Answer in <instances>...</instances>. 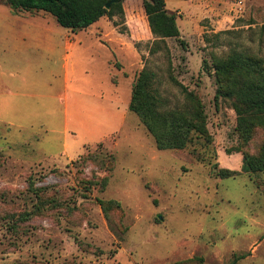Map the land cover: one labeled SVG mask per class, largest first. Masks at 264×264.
<instances>
[{
  "label": "rangeland",
  "instance_id": "374dc122",
  "mask_svg": "<svg viewBox=\"0 0 264 264\" xmlns=\"http://www.w3.org/2000/svg\"><path fill=\"white\" fill-rule=\"evenodd\" d=\"M229 2L236 6L218 21L191 22L189 34L165 39L168 53L154 56L151 36L131 39V31H144L132 18L120 24L119 16L104 17L81 35L49 14L13 13L0 2V264H264V172L241 173L235 113L228 101L215 102L207 72L211 58L230 48L264 59V6ZM75 34L78 44L67 51L64 41ZM105 34L116 44L103 45ZM145 65L168 106L183 101L169 69L197 93L210 143L200 138L184 150H157L128 111ZM89 95L103 101L91 104ZM67 112L77 137L98 121V140L82 148L68 139L63 153ZM263 140L257 131L249 152ZM103 156L113 159L108 171ZM215 163L239 174L221 179L212 173ZM87 181L96 185L86 190ZM30 185L46 188L60 206L36 211ZM99 200L119 206L105 216Z\"/></svg>",
  "mask_w": 264,
  "mask_h": 264
},
{
  "label": "trees",
  "instance_id": "16d2710c",
  "mask_svg": "<svg viewBox=\"0 0 264 264\" xmlns=\"http://www.w3.org/2000/svg\"><path fill=\"white\" fill-rule=\"evenodd\" d=\"M110 1L0 0L9 6L13 13L22 11L49 14L58 26L72 33L85 30L104 17L112 20L114 16H119L120 24L132 18L140 23L145 31L140 34L141 30L138 29V34L134 35L136 39H144L146 34L155 37L149 48L150 56L158 54L161 49L168 53L165 39L180 37L176 25L177 15L166 10L164 0H117L107 10L105 6ZM221 34L215 36L218 38ZM179 42L184 46L182 40ZM168 72L170 81L181 89L182 102L168 106L159 93L160 82L155 72L145 65L132 85L128 110L137 116L153 137L157 150H184L193 139L200 138L210 143L202 101L197 93L189 91L172 77L171 69ZM207 72L215 80V102L220 99L228 101L235 113L234 132L237 144L234 150L242 154L241 173L264 172V140L255 153L248 150L256 132L262 131L264 134V59L245 50L230 48L223 55L211 58ZM102 163L101 169L107 168L108 171L112 168L113 159L103 156ZM211 170L221 179L239 174L220 169L216 163L211 166ZM107 180V176L101 179L99 184L102 189L105 188ZM87 182L86 190L96 185L93 181ZM30 186L39 202L36 211L46 206H60L59 201L46 194V188L34 189ZM98 202L105 216L111 206H119L114 201Z\"/></svg>",
  "mask_w": 264,
  "mask_h": 264
},
{
  "label": "crops",
  "instance_id": "0c3cea01",
  "mask_svg": "<svg viewBox=\"0 0 264 264\" xmlns=\"http://www.w3.org/2000/svg\"><path fill=\"white\" fill-rule=\"evenodd\" d=\"M165 1V8L168 12L170 13H175L177 15L176 18V25L177 28L179 30V34L180 36H186L184 33L189 34V32L191 31H187L189 26H191V22L193 24H195L198 20V22L202 19H206L208 18L210 21H218L219 18V13L224 12L225 8L227 9L228 6H230V8L232 9L233 7L236 6V4L234 5L233 3L229 2L230 0H164ZM244 2L252 3V4H259L261 6H264V0H243ZM263 2V3H261ZM183 5H187L185 10H182ZM230 9V10H231ZM224 14H221V16ZM228 18V17H226ZM98 22V21H97ZM96 22V23H97ZM126 22H129V20H127ZM95 24V23H94ZM197 24V23H196ZM182 27H186V29L184 31H182L181 29ZM86 30V29H85ZM83 32L86 33L84 30L79 31V33L81 35H83ZM77 35V36H76ZM78 34H75L74 36H70L68 39H66L64 41V48H67V51H71V49L78 44L79 40H75V37L81 36ZM103 38H105V43L103 45H112V44H116L117 42V38L114 35H109V34H105V36H102ZM130 37L133 40L136 39L135 36H133V31L130 32ZM145 38H150V35L146 34ZM151 38H155L153 36H151ZM78 39V38H77ZM120 45H118L119 48ZM113 47V46H112ZM65 60L68 61L70 58H72L71 54L69 52L65 53ZM65 68L67 67V63H65ZM68 72L67 69H65V73H64V80L65 82H68ZM111 79L110 82L111 84H115L114 82H116V80ZM115 86V85H114ZM89 102L92 104H96L98 102L103 101L102 98L100 97H95L94 95H89L88 97ZM129 111V110H128ZM98 124V121H96ZM97 124H93L90 125L88 128H84L82 134L83 136H79L77 137L76 133H81L80 131H76V132H69L68 128H69V121H68V112L65 115V120H64V135H65V142L63 145V153H65L67 150H69V140L73 138L74 140H78V144L79 147L81 146L82 148L85 145H90L93 144L94 142H96L98 140L97 135L99 134V130L97 128ZM67 133H70V138H67ZM100 139H105V136H102Z\"/></svg>",
  "mask_w": 264,
  "mask_h": 264
},
{
  "label": "water",
  "instance_id": "95a60500",
  "mask_svg": "<svg viewBox=\"0 0 264 264\" xmlns=\"http://www.w3.org/2000/svg\"><path fill=\"white\" fill-rule=\"evenodd\" d=\"M116 2H117V0H111L109 3L106 4L105 9L108 10L110 8L111 4L116 3Z\"/></svg>",
  "mask_w": 264,
  "mask_h": 264
}]
</instances>
